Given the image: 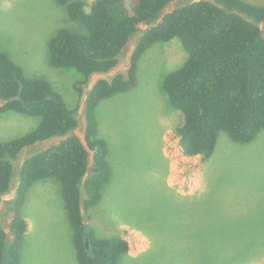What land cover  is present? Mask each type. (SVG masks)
I'll use <instances>...</instances> for the list:
<instances>
[{
    "label": "rangeland",
    "instance_id": "rangeland-1",
    "mask_svg": "<svg viewBox=\"0 0 264 264\" xmlns=\"http://www.w3.org/2000/svg\"><path fill=\"white\" fill-rule=\"evenodd\" d=\"M69 1H81L89 11L95 0ZM192 1L174 0L163 14ZM243 1L264 6V0ZM259 26L264 30V24ZM146 27L138 26L117 66L91 76L78 97L73 86L82 77L73 69L52 68L47 44L60 29L83 28L56 0H0V51L26 79L46 80L66 107L76 111L73 133L83 144L86 93L97 80L126 72ZM185 56L176 38L152 44L138 60L135 86L96 106V136L107 143L112 174L98 203L83 212L84 223L98 238L119 235L127 241L129 251L121 264H264V130L245 144L219 132L204 163L183 156L173 133L182 115L169 105L161 80ZM38 123L37 117L1 113L0 141L21 136ZM52 141L24 148L12 162L11 190L0 195V225L6 233L10 214L1 213L14 195L19 167ZM21 211L29 232L20 246L19 264H78L58 182L36 181Z\"/></svg>",
    "mask_w": 264,
    "mask_h": 264
},
{
    "label": "trees",
    "instance_id": "trees-1",
    "mask_svg": "<svg viewBox=\"0 0 264 264\" xmlns=\"http://www.w3.org/2000/svg\"><path fill=\"white\" fill-rule=\"evenodd\" d=\"M172 1L95 0L85 11L81 1L56 0L83 30H58L47 44L48 62L52 68L80 74L82 80L73 86L78 97L91 76L117 66L138 26H147L137 38L126 72L97 80L86 93L82 113L91 163L88 151L73 133L78 124L76 111L66 107L46 80L26 79L21 68L0 51V114L39 118L31 131L0 141V195L11 190L12 162L17 155L28 146L54 138L19 167L14 195L1 213L10 218L8 233L0 225V262L3 240L8 237L7 264H19L27 230L21 210L30 187L42 179L60 185L78 264H121L120 259L128 254L123 237H96L84 223L83 212L98 203L112 174L107 143L96 136V106L135 86L138 60L152 44L176 38L186 54L180 66L161 80L169 105L182 115V123L173 133L183 156H198L204 163L214 152L219 132L245 144L264 130V30L259 26L264 24V6L243 0H194L163 14Z\"/></svg>",
    "mask_w": 264,
    "mask_h": 264
},
{
    "label": "water",
    "instance_id": "water-1",
    "mask_svg": "<svg viewBox=\"0 0 264 264\" xmlns=\"http://www.w3.org/2000/svg\"><path fill=\"white\" fill-rule=\"evenodd\" d=\"M83 145L86 148V150L88 151V153L91 154L90 156L92 157V151H90L87 148L86 143ZM86 247H87V242H86ZM10 248H11V241L8 237H6V238H4L3 244H2L0 264H7V262L9 261V259H10Z\"/></svg>",
    "mask_w": 264,
    "mask_h": 264
},
{
    "label": "crops",
    "instance_id": "crops-1",
    "mask_svg": "<svg viewBox=\"0 0 264 264\" xmlns=\"http://www.w3.org/2000/svg\"><path fill=\"white\" fill-rule=\"evenodd\" d=\"M195 157H198V156H195ZM92 160V159H91ZM26 221V220H25ZM26 224H27V230H26V232H25V234H24V236L26 235V233H28L29 232V223H28V221H26ZM24 238V237H23Z\"/></svg>",
    "mask_w": 264,
    "mask_h": 264
}]
</instances>
